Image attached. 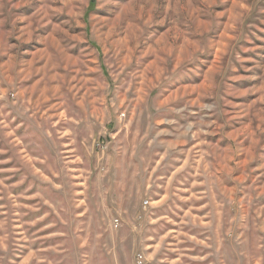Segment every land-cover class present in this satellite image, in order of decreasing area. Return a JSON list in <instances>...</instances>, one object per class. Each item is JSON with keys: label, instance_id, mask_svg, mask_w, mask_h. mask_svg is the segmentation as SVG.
I'll return each instance as SVG.
<instances>
[{"label": "rangeland", "instance_id": "1", "mask_svg": "<svg viewBox=\"0 0 264 264\" xmlns=\"http://www.w3.org/2000/svg\"><path fill=\"white\" fill-rule=\"evenodd\" d=\"M264 264V0H0V264Z\"/></svg>", "mask_w": 264, "mask_h": 264}, {"label": "built area", "instance_id": "2", "mask_svg": "<svg viewBox=\"0 0 264 264\" xmlns=\"http://www.w3.org/2000/svg\"><path fill=\"white\" fill-rule=\"evenodd\" d=\"M136 263L137 264H142V257L141 256L137 257Z\"/></svg>", "mask_w": 264, "mask_h": 264}]
</instances>
